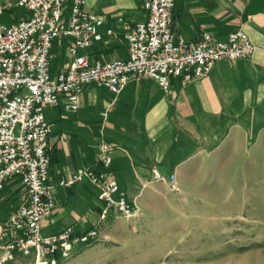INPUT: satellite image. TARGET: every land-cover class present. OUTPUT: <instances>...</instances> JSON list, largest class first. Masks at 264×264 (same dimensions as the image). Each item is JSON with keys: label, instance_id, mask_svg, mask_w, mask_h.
<instances>
[{"label": "crops", "instance_id": "obj_1", "mask_svg": "<svg viewBox=\"0 0 264 264\" xmlns=\"http://www.w3.org/2000/svg\"><path fill=\"white\" fill-rule=\"evenodd\" d=\"M141 2L85 0L87 10L105 18L102 30L114 29L101 42H92L93 58L127 56L122 33L125 25L143 16ZM115 14L123 20H116ZM170 28L187 41L199 38L203 31L224 39L241 28L255 48L249 57L217 60L205 75L185 84L171 76L167 90L130 74L116 94L85 84L76 110L44 107L50 125L47 182L54 206L41 219L42 233L66 226L82 232L97 221L100 201L95 185L83 181L63 187L56 182L86 166L100 168L101 140L113 144L108 168L118 193L137 209L134 216H118L103 225L98 241L60 264H198L194 258H180L189 249L187 238L197 232L180 226V221L187 219L188 208L196 209L203 189L210 187V175L204 180V172L216 170L220 161L236 163L249 156L252 131L264 152V0H174ZM59 44L65 47L64 42ZM106 55L109 59H104ZM65 65L50 66V71L55 74ZM105 105L109 107L102 118ZM192 214L190 218L200 217ZM6 264L33 262L18 256Z\"/></svg>", "mask_w": 264, "mask_h": 264}, {"label": "built area", "instance_id": "obj_2", "mask_svg": "<svg viewBox=\"0 0 264 264\" xmlns=\"http://www.w3.org/2000/svg\"><path fill=\"white\" fill-rule=\"evenodd\" d=\"M174 0H142L143 16L125 25V58L101 60L92 57V42L111 35L105 18L85 8V0H0V15L14 7L24 13L9 22L0 21V191L6 179L16 177L21 201L11 209L0 231V264L18 256L30 257L33 264H60L100 239V229L118 216H134L137 209L124 194L108 168L113 144H98L100 168L83 167L59 178L57 185L69 187L87 181L98 189L97 221L82 232L66 226L54 233L41 231V219L54 206L48 184L50 125L45 106L60 105L76 110L85 84L92 83L118 93L135 79L157 82L163 90L170 77L180 83L205 75L220 59L252 55L254 44L247 33L235 29L224 39L203 31L194 40H185L171 30ZM115 19L122 21L120 14ZM53 38L64 42L68 58L65 67L50 71ZM109 105L100 111L104 118ZM156 178L159 174L153 169ZM173 175H170V180ZM13 181V182H14Z\"/></svg>", "mask_w": 264, "mask_h": 264}, {"label": "rangeland", "instance_id": "obj_3", "mask_svg": "<svg viewBox=\"0 0 264 264\" xmlns=\"http://www.w3.org/2000/svg\"><path fill=\"white\" fill-rule=\"evenodd\" d=\"M23 13L20 7L5 10L0 21L15 20ZM59 43V38H53L51 68L67 64L65 47ZM104 59H109L108 55ZM248 142L249 156L236 163L220 161L216 170L204 172V180L210 175V187L203 189L201 203L194 204L196 209L188 208L187 219L180 221L188 231L197 230L187 238L189 249L180 258H194L198 264H264V152L258 148L254 131ZM15 178L6 179L0 191V231L8 212L21 201ZM191 211L200 217L190 218ZM192 246L194 251H190Z\"/></svg>", "mask_w": 264, "mask_h": 264}]
</instances>
